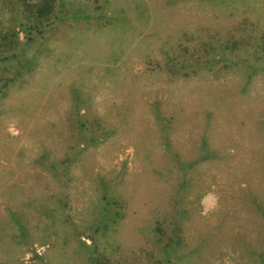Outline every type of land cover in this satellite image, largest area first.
I'll return each instance as SVG.
<instances>
[{"label": "rangeland", "instance_id": "rangeland-1", "mask_svg": "<svg viewBox=\"0 0 264 264\" xmlns=\"http://www.w3.org/2000/svg\"><path fill=\"white\" fill-rule=\"evenodd\" d=\"M54 2L0 59V264H264V0Z\"/></svg>", "mask_w": 264, "mask_h": 264}, {"label": "trees", "instance_id": "trees-1", "mask_svg": "<svg viewBox=\"0 0 264 264\" xmlns=\"http://www.w3.org/2000/svg\"><path fill=\"white\" fill-rule=\"evenodd\" d=\"M13 2L9 24L0 30V51L4 52L0 59L14 58L17 54L16 50L22 51L28 44L39 40L43 30H46L47 27L52 29L51 19L57 14L54 0H13ZM19 27L24 30V40L20 43H18L19 37L17 35L18 30H20ZM16 59L19 62V58ZM10 78L6 75L4 84ZM156 228H158L157 225ZM168 243L166 242L164 246H168ZM163 253L165 260L167 259L166 248H164ZM92 259L91 262L96 263V259Z\"/></svg>", "mask_w": 264, "mask_h": 264}]
</instances>
